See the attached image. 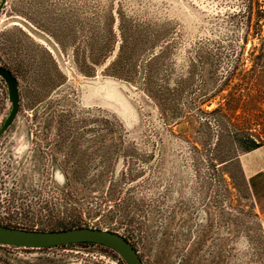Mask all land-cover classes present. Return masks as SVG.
<instances>
[{"label": "rangeland", "instance_id": "1", "mask_svg": "<svg viewBox=\"0 0 264 264\" xmlns=\"http://www.w3.org/2000/svg\"><path fill=\"white\" fill-rule=\"evenodd\" d=\"M98 35L110 46L94 66ZM133 36L134 68L110 71ZM0 65L19 90L0 137V224L125 234L107 215L121 204L144 264H264V217L240 167L241 142L264 143V0H0ZM7 102L0 78V124ZM72 174L120 187H61ZM0 264L126 263L76 244L0 245Z\"/></svg>", "mask_w": 264, "mask_h": 264}, {"label": "water", "instance_id": "2", "mask_svg": "<svg viewBox=\"0 0 264 264\" xmlns=\"http://www.w3.org/2000/svg\"><path fill=\"white\" fill-rule=\"evenodd\" d=\"M0 77L7 87V106L0 134L10 125L19 108L18 83L12 72L0 65ZM76 244H95L118 254L126 264H144L133 243L122 233L92 226H76L58 230L27 229L0 224V245L29 249Z\"/></svg>", "mask_w": 264, "mask_h": 264}, {"label": "trees", "instance_id": "3", "mask_svg": "<svg viewBox=\"0 0 264 264\" xmlns=\"http://www.w3.org/2000/svg\"><path fill=\"white\" fill-rule=\"evenodd\" d=\"M122 32H123V30H122ZM65 36L66 35H64V37ZM127 40H128V44H127L126 39L124 38V43L120 46L118 55L109 64L108 68L110 71L115 67H119V68L123 67L124 69L128 68V67H131V69L134 68L135 64H130L131 59H127V58H131V57L126 56V53L124 51L125 45L126 46L131 45V42L134 40L135 46L131 47V48L135 49L138 46H141L143 43L138 42V39H136L135 36L128 37ZM109 46H110L109 36H107V35L104 37H101L100 35L96 36L95 47L93 48L94 49V53H93L94 57L92 58L94 66H97V65H99V63L104 61V59L106 58V54H107L106 52H107ZM158 52H156L155 55H153L149 59L147 83L150 87H151V84L153 85V79H154L153 75L155 73V66L154 65L158 59V55H159V54H157ZM114 73H115V71H114ZM114 75H117V74H114ZM105 133L98 136L97 139L95 140L96 146L99 149H102L101 151H102L103 155H107V152H110L111 148L113 150V146H114V141L112 139H109V138L107 139L105 136L106 135ZM259 144H260L259 142L255 141L253 139L247 138L246 141L241 142L242 151L245 152V151L251 150V149L257 147ZM95 176H97V175H95ZM79 177L80 176H76L75 174L74 175L72 174L71 177H66L65 183H63V185H61V187H78V186L79 187H108L105 191H102L103 194H105V195H107V194L108 195H114L116 191H114L113 187H120L118 184H116L112 181V179L110 178V175H109V179L107 180V182L103 180L102 175H99V176H97L94 179L89 180V181L86 180L87 178L84 176L80 177L81 179H78ZM123 177L126 178L125 174L123 175ZM132 177H134V176L130 177L131 180H132ZM68 195H69V193H66V196H68ZM71 209L73 211H75V210L79 211V212H77L78 214H81V213L84 214V212L87 211V216H93L95 214H98V212L101 210V209H96V208L95 209L86 208V210L84 211L80 207L77 209L72 207ZM112 213H119L121 216V219H126V224H125L126 229H123L124 233H125L123 235H125L128 238V236L131 232V228L133 227L132 225L134 223V219L129 216L132 213L131 209L128 208L127 206L121 207V204H120L117 206H112L110 209L107 210L108 216H111ZM119 228H122V227L119 226L118 228H115L112 230H118ZM138 231H140L139 228H138ZM134 233H135V231H134ZM49 248H52V247H49ZM40 249H47V248H40Z\"/></svg>", "mask_w": 264, "mask_h": 264}, {"label": "crops", "instance_id": "4", "mask_svg": "<svg viewBox=\"0 0 264 264\" xmlns=\"http://www.w3.org/2000/svg\"><path fill=\"white\" fill-rule=\"evenodd\" d=\"M240 167L254 206L264 217V143L243 152L240 157Z\"/></svg>", "mask_w": 264, "mask_h": 264}, {"label": "flooded vegetation", "instance_id": "5", "mask_svg": "<svg viewBox=\"0 0 264 264\" xmlns=\"http://www.w3.org/2000/svg\"><path fill=\"white\" fill-rule=\"evenodd\" d=\"M1 78V77H0ZM18 113V112H17ZM17 115V114H16ZM5 117L6 116H4V118H3V120H2V122H1V124H0V128L2 127V125H3V122H4V119H5ZM16 117V116H15ZM15 119V118H14ZM14 119L12 120V122L10 123V125H8L5 129H4V131L0 134V137H1V135L3 134V133H5L10 127H11V125H12V123H13V121H14ZM129 239V238H128ZM94 245V244H93Z\"/></svg>", "mask_w": 264, "mask_h": 264}]
</instances>
